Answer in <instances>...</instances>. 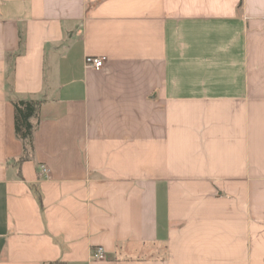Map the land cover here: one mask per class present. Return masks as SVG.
<instances>
[{"label":"crops","instance_id":"0c3cea01","mask_svg":"<svg viewBox=\"0 0 264 264\" xmlns=\"http://www.w3.org/2000/svg\"><path fill=\"white\" fill-rule=\"evenodd\" d=\"M56 260L264 264V0H0V264Z\"/></svg>","mask_w":264,"mask_h":264},{"label":"trees","instance_id":"16d2710c","mask_svg":"<svg viewBox=\"0 0 264 264\" xmlns=\"http://www.w3.org/2000/svg\"><path fill=\"white\" fill-rule=\"evenodd\" d=\"M15 108V132L23 142V154L19 162L28 160L34 151L35 132L40 122L39 112L43 100L12 99ZM47 264H66L64 261L56 260Z\"/></svg>","mask_w":264,"mask_h":264},{"label":"built area","instance_id":"2783aa9c","mask_svg":"<svg viewBox=\"0 0 264 264\" xmlns=\"http://www.w3.org/2000/svg\"><path fill=\"white\" fill-rule=\"evenodd\" d=\"M106 60H107V58L105 56H87L86 57V64L88 67H92L94 69H101L104 66ZM40 173L45 175V176H49L50 169L46 165H41ZM94 256L96 258L103 257V249L98 248L94 252Z\"/></svg>","mask_w":264,"mask_h":264}]
</instances>
